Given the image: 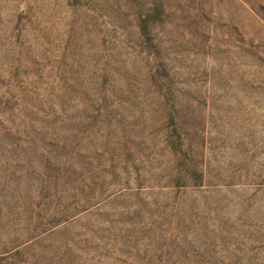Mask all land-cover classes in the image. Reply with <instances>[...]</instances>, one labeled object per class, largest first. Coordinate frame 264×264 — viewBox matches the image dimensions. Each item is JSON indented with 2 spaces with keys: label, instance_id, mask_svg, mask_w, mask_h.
I'll list each match as a JSON object with an SVG mask.
<instances>
[{
  "label": "rangeland",
  "instance_id": "rangeland-1",
  "mask_svg": "<svg viewBox=\"0 0 264 264\" xmlns=\"http://www.w3.org/2000/svg\"><path fill=\"white\" fill-rule=\"evenodd\" d=\"M22 82L53 106L0 129V264H264V0H0Z\"/></svg>",
  "mask_w": 264,
  "mask_h": 264
},
{
  "label": "trees",
  "instance_id": "trees-1",
  "mask_svg": "<svg viewBox=\"0 0 264 264\" xmlns=\"http://www.w3.org/2000/svg\"><path fill=\"white\" fill-rule=\"evenodd\" d=\"M153 11V10H152ZM158 13V12H157ZM152 14V15H151ZM154 13H148L145 17L139 18V29L142 37L146 38V42L150 38L149 33V26L150 23H154L155 21H159L158 14L153 16ZM152 18V19H151ZM151 20V21H150ZM156 85L158 86V90L162 92V99L165 98L164 101L169 102L168 106L170 107V111L166 113L167 120H169L173 135H175L176 138H180L181 132L180 130V119L179 116L176 114V102L173 98H169L168 94H170L169 86H165L163 83H160L156 81ZM50 95L44 94L43 98H39V94L37 92V89L32 84L30 87H28L27 83H19L17 87L11 85V84H4L0 83V129H2L5 125L16 128L21 127L22 125H27L32 127L35 120L31 119V114L36 112H44V107L46 106H53L50 105V102L48 101L47 97ZM52 139H43V146L42 154L40 157L49 156L50 151L45 149L46 147H50ZM48 142V143H47ZM171 144V145H170ZM168 146L170 151L172 152L174 156V160H176L175 165L173 166V172L176 173V177L179 178V176L182 175V179L186 180L188 182H191V186L193 187H200L203 184L204 181V173L202 170H199L195 168V166L190 165L191 163H188L189 165H184L183 168H181V165L179 164V159L177 160V156L179 154V151L176 150L174 146V141H171ZM47 160V158H46ZM53 162H45L44 163V172L42 173L41 179L42 180H48L45 173H49L52 171L55 177H53V181L55 182V185H63L64 179L66 177V172H62L64 165H61L62 169H53V166L51 167V164ZM60 166V165H59ZM42 172V171H41ZM40 172V173H41ZM51 176V174H50ZM180 179V178H179ZM42 182V181H41ZM69 219V218H68ZM66 221L65 218L60 220L61 222ZM58 222V221H56Z\"/></svg>",
  "mask_w": 264,
  "mask_h": 264
}]
</instances>
